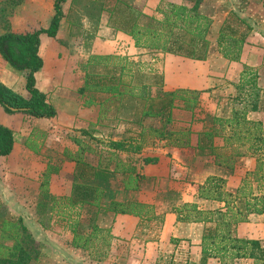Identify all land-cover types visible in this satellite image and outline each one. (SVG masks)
<instances>
[{
    "label": "crops",
    "instance_id": "1",
    "mask_svg": "<svg viewBox=\"0 0 264 264\" xmlns=\"http://www.w3.org/2000/svg\"><path fill=\"white\" fill-rule=\"evenodd\" d=\"M142 1L151 10L160 1L180 4L184 0H130L128 3L136 5ZM262 1L258 0L259 8ZM62 12L65 11L62 9ZM65 15L66 13L60 20L59 28L67 21ZM244 15L250 19L252 30L247 34L236 61L215 55L210 41L205 61L172 55H151L134 47L133 43H130L127 53H122V33L108 28L105 19L100 21V40H96L93 45L97 54H126L127 60L138 66L142 63L149 74H162V91L182 89L206 93L201 95L198 108L193 112L184 107L171 112L173 128L190 132L186 147H164L157 142L143 148L140 155L110 148L130 136L137 137L139 132L137 126L131 123L132 117L122 115L119 103L115 105L116 102L108 94L78 92L88 68L86 65L90 54L72 55L51 51L44 56L41 40L39 55L43 66L35 74L36 88L46 94L56 115L47 121L22 113L6 114L0 106V125L11 130L13 136L11 152L7 156H0V223L19 222L39 241V249L43 246L57 260L63 257L65 250L67 263L75 264L68 253L74 254L82 250L70 245L72 229L67 226L60 231L53 222L58 219L57 204L62 203L58 199L70 196L73 183H83L100 189L101 208L83 205L75 209L79 213L78 220L87 210L94 209L98 216V228L109 229L114 238L113 245L134 235L139 223L145 225L143 232L152 233L151 238L136 246V251L131 246L129 252L134 256L127 257L130 258L126 261L128 264H200L204 224L180 222L174 208L184 203H196L202 210L223 209V203L199 199V186L207 177L215 176L225 180L227 192L235 193L245 174L254 170L255 159L239 158L233 168L218 166L208 149H198L197 138L212 128L214 117L225 119L239 109L244 110L249 120L260 123L264 129V103L259 102L257 106L253 104L248 110L241 106L242 92H248L251 83L260 96L264 93V29L260 30L262 24L257 16L247 12ZM35 16L40 18V26L44 29L49 26L53 13L47 10L45 14ZM56 38L57 35L54 39ZM158 57L161 62H158ZM78 64H81L80 67H76ZM244 68L258 76L257 79L254 76L255 80L247 79L251 81L247 86L239 80ZM0 82L20 96L27 97L24 73L14 70L7 62L0 65ZM225 82H230L233 87L226 88L222 84ZM162 124L161 118H145L142 121L144 127L160 128ZM214 129L217 135L213 139V145L221 148L223 137L228 131L220 126H215ZM106 151H110L114 159L108 165L101 156ZM77 158H81L90 167L87 169L89 172H97L98 176L87 175V181L76 179ZM144 158L152 159V162L143 164ZM137 175L141 176V180L132 183ZM249 188H252L254 196L263 197V211L260 214H250L247 222L238 224L235 231L240 238L258 240L264 248V186L257 190L256 183L248 182L247 189ZM161 192L166 194L164 199L157 196ZM112 201L149 205L152 208V219L115 215L107 210ZM61 210L68 216L71 214L66 208ZM4 214H7L6 217ZM44 215H48L46 219L51 220V223L44 225L40 221ZM158 222L159 226L156 225ZM88 233L86 231L83 235L87 236ZM59 234L65 236L64 243L60 242ZM111 248L100 249L104 254L96 260L106 261L110 257ZM123 261L125 262L124 259ZM205 264L218 263L210 258ZM234 264L254 262L252 259H240L234 261Z\"/></svg>",
    "mask_w": 264,
    "mask_h": 264
},
{
    "label": "trees",
    "instance_id": "2",
    "mask_svg": "<svg viewBox=\"0 0 264 264\" xmlns=\"http://www.w3.org/2000/svg\"><path fill=\"white\" fill-rule=\"evenodd\" d=\"M21 1L10 0L0 3V27L3 29V33L0 34V56L14 70L24 73L27 97L20 96L0 82V106L6 114L22 113L36 119L50 121L55 117L56 112L46 94L36 88L35 74L43 66L39 55L41 39L44 36L46 38L56 37L60 20L63 17L62 5L66 0H54L53 16L47 28L30 32H15L8 25L7 5L11 4L15 7ZM199 2L196 0L191 7L184 3L166 2L162 4L160 2L153 14L148 16L117 0L112 10L109 11V21L117 20L115 14L120 9L122 16L118 18L113 28L129 36L134 47L194 61H205L210 47L207 33L212 19L198 11ZM250 31L251 28L247 27L246 32H238L224 21L216 41L221 56L229 61H236ZM110 59L118 62L111 67L112 71H108L105 65L106 74H85L78 92L80 94L92 92L111 95L114 101L119 103L118 108L123 112L132 111L131 123L137 126L139 132L137 138L129 139V144L124 150L136 153L157 142L165 147H186L190 132L188 130L177 131L173 128L174 121L171 118V112L180 107L193 112L199 105L197 94L182 89L161 91L163 86L161 76L146 75L139 70L132 71L124 57L93 56L89 59L87 67ZM245 79L246 76L243 75L241 78L243 85L251 83ZM145 118H161L162 127H144L142 121ZM215 126L228 131L223 137L221 148L213 145V139L217 135ZM197 139L198 149H208L210 156L214 158L218 166L233 168L239 158L252 157L255 159L254 170L245 174L235 193L227 192L225 180L215 176L207 177L199 186L197 193L199 199L223 203V209L202 210L196 203H184L174 208L180 222L204 224L200 264H205L210 258L217 259L220 264H233L234 261L240 259H252L254 264H264V248L261 243L258 240L240 238L235 231L238 224L247 222L250 214H260L263 211V197L254 196L252 188L247 189L248 182L256 183L257 190L264 186V129L262 125L249 120L244 110H238L225 119L214 117L212 128L201 133ZM12 146L11 130L0 125V156H7ZM111 148H123V143L115 144ZM112 159V154H110V157L103 162L108 165L113 161ZM150 162L152 159H142L143 164ZM87 169L90 167L81 158L75 160L76 179L87 181V175L98 176L97 172H89ZM137 180H141L140 175L133 178L132 183H136ZM130 182L129 176L128 183ZM101 196L102 192L97 187L73 183L70 196L58 200L64 203L62 208L71 212L83 205L100 209ZM107 210L115 215H132L146 220L152 219L151 206L142 203L112 201ZM73 216L75 219L70 225L72 229L70 245L72 247L87 250L90 239L96 238L98 233H101V244H104L106 248L109 247V242L113 239L109 234V229L94 226L92 232L85 236L77 232L78 211ZM102 232L105 235H102ZM28 238H31V234L19 222L3 221L0 227V264H31L33 260H36V257L31 255ZM34 253L38 254V252Z\"/></svg>",
    "mask_w": 264,
    "mask_h": 264
},
{
    "label": "rangeland",
    "instance_id": "3",
    "mask_svg": "<svg viewBox=\"0 0 264 264\" xmlns=\"http://www.w3.org/2000/svg\"><path fill=\"white\" fill-rule=\"evenodd\" d=\"M5 1H10V0H0V3H3ZM116 1L117 0H66V2L63 3L62 5V9L65 11V12H62V15L64 17V13H66L65 17L67 18L68 22L66 21L65 23H62L61 27L58 29V34H57L56 39L54 38L49 39V38H46L45 36L42 37L41 39L43 42L42 52L44 56L48 52L52 51V52L57 53L58 51L59 53L63 52L64 54L69 53L72 55L90 54L89 56L90 58L93 56H118V57L126 58L127 57L126 54L125 55L123 54L121 55L97 54L96 53L97 49L93 48L95 41L98 39L100 40L99 35H98V32L100 30V28L98 27L100 21L105 19L107 27L114 29L113 27L117 23L118 18L122 16V12L119 9L117 10V13L115 14L117 20H115L114 22L109 21V11L112 10L114 5L116 4ZM118 1L124 4H127L130 7L135 8V10H138L148 16L152 15L154 9L156 8L155 7L154 9L148 10L145 3H143V1L141 4H136V5H131L130 3H128V1L130 0H118ZM195 1L196 0H184L182 3H184L188 7H191L193 6ZM199 1L200 2H199L198 11L208 16L210 19H212V24L207 33V39L211 42V49L215 55H221L217 48L216 41L218 38V32L224 21H226V24L229 27L236 29L238 32H246L247 27H250L252 30V23L249 22L250 19L246 17V15H244V13L247 12L249 15L257 16L259 19V22L262 24L260 30L264 29V0L262 1V5L260 8H259L258 0H199ZM53 3H54V0H22L20 4L15 7H13V5L11 4L10 5L8 4L7 10L9 13V17H8L9 28L15 32H30V31L40 29L41 28L40 18L38 19L35 15L39 13L43 15L47 12V10L48 11L51 10V12L53 13ZM163 3H166V2L163 1L162 4ZM66 9H67V12H66ZM36 11H38V13ZM143 20H146V19H143ZM2 33H3V29L0 27V34ZM122 35L124 37V40L123 41L121 40L120 42L122 46V53L123 52L127 53L128 47L130 43H133V41L129 36L123 33ZM142 50H145V49H142ZM145 51H147L148 54H151V55L152 54L166 55L158 51H148V50H145ZM158 60H159L158 62H161L160 57H158ZM4 62L6 61H4L3 58L0 56V65L3 64ZM117 63L118 62L113 59H110L108 61H99L97 64H94V66H88V68H86L85 74H96V73L106 74L107 70H105V65H107L108 71H112L111 67ZM127 63H128V66L132 69V71L139 70L141 73H144L146 75H158V76H161L163 79V76L160 73L149 74L147 72L146 67L144 65L142 66L141 62H139V64L141 63L140 64L141 67L138 66V64L131 63L130 60H127ZM80 65L81 64H78L76 65V67H80ZM246 72H247V75H246ZM243 75L246 76L245 80L252 79V78L254 79V76H256V74L254 75L253 71H251L248 68H244L241 72V77L239 79L242 84H244L241 80ZM257 78L258 76H256V79ZM222 84L226 88H228L229 86H231V88L233 87V84H231L230 82L228 83L225 82ZM162 85H163V82H162ZM244 86L242 87L246 89ZM253 87H255V85L253 86V84L251 83V87H249L248 89L249 91L242 92L243 96L241 97H242L243 103H241V106L245 107V110L250 109L253 104L257 106L259 102H261L262 104L264 103V93H262L260 96V94H258V92L255 91ZM193 92L197 94L198 101H200L199 99H201L202 94H206L203 91H193ZM86 93L90 94V92H86ZM117 103L118 102H116L115 105H117ZM121 112L124 117L126 118L131 117L130 115L132 111L130 112L127 110L123 112V110L121 109ZM109 114L112 115V112H110ZM131 137H134V136H130L124 139L122 141L123 148H117V149L122 150L124 152L125 151L124 149L127 148V145L129 144V139ZM134 138H137V137H134ZM146 140L148 142L150 141L148 138ZM107 152L109 153L110 151L103 152L104 154L101 153V156L104 158V160L110 157V153L108 154ZM141 152H142V149L136 153L140 155ZM127 153H130V152H127ZM140 157L141 156H139V158ZM126 159H130V158L126 157ZM112 160L114 161V159ZM113 161H111L109 164L113 163ZM118 184H119V181H118ZM157 196L159 197V199H164L166 194H164V192H161ZM56 208H58V215H57L58 219H56V221L53 222L54 226H56L58 230L60 231H62V228H65L67 226L69 227V229H71L70 225L73 224V220L71 219L70 216H73L76 213L75 209L72 210L73 212L71 211V215L68 216L67 213L65 214L64 212H61L62 203H58ZM6 215L7 214H4L5 217ZM47 216L48 215H44V218L40 220L41 222L44 223V225L51 223V220L46 219ZM97 219H98V216L97 214H95L94 209L87 210L85 214H83V216L80 217V220L77 219L78 220L77 232L83 234L87 231V233L89 232L88 233L89 235L92 232V229L94 226L98 227L96 224ZM156 225L159 226V222L156 223ZM144 226L145 225H143V223H139L138 227H136L138 231L135 230L136 232L134 233V235H132L129 239H126L124 241L116 242L115 245H113L114 242L111 239L109 242L110 245L108 247L109 249H110V246L112 247L111 251L109 252L110 257L106 261L100 262L96 260V259H99L100 256L102 257L104 252H102L101 250L104 247H106L104 246V244H101V241H100L101 233H98L96 238L90 239V245H88L87 250L81 249L82 250L81 252H74V254L68 253V256L70 259H73L75 261V264H128V262L126 261H129L130 258H127V257L134 256V254L129 252L131 249V246H133L134 250L136 251V246L142 245L143 240H146L147 238H151L152 236V233H148L149 234L148 235L147 232H143V230H145ZM0 227H1V223H0ZM109 234H110V231H109ZM102 235H105V233L102 232ZM59 236H60V242L64 243V241H66L65 236L61 234H59ZM28 240H29L28 246L30 250L32 251L31 255L36 257V260H33L31 264H68L67 256L65 255L67 254V252L64 249H63L64 251L62 250L63 251L62 255L63 257H66V258L59 257L61 259L57 260L56 258H54L53 254L50 253L49 250L43 249V246H41L39 249V241L36 240L32 236V234H31V238H28ZM137 240H138V244H137ZM75 249H80V248H75ZM34 252L36 253L38 252V254H35ZM124 255L126 256V258ZM123 259L125 260V262L123 261ZM217 263L220 264L218 260H217Z\"/></svg>",
    "mask_w": 264,
    "mask_h": 264
}]
</instances>
